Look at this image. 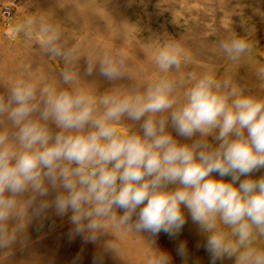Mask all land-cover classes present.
I'll list each match as a JSON object with an SVG mask.
<instances>
[{
	"label": "clouds",
	"instance_id": "obj_1",
	"mask_svg": "<svg viewBox=\"0 0 264 264\" xmlns=\"http://www.w3.org/2000/svg\"><path fill=\"white\" fill-rule=\"evenodd\" d=\"M250 31L219 41L232 64L251 56ZM6 35L63 66L59 83L25 71L0 93V250L25 246L33 218L54 208L68 215L70 236L107 234L119 256L120 241L142 237L146 264H172L154 238L178 237L189 217L210 264H264V175L255 176L264 170V63L252 69L261 91L214 70L185 72L192 54L173 37L151 51L155 74L141 82L126 50H82L47 14ZM94 73L111 86L94 87L85 79ZM176 254L187 264L186 242Z\"/></svg>",
	"mask_w": 264,
	"mask_h": 264
},
{
	"label": "rangeland",
	"instance_id": "obj_2",
	"mask_svg": "<svg viewBox=\"0 0 264 264\" xmlns=\"http://www.w3.org/2000/svg\"><path fill=\"white\" fill-rule=\"evenodd\" d=\"M8 5L14 8L10 24L28 15L47 14L82 50L90 45L109 51L123 48L128 53V68L134 80L147 82L153 78L151 51L163 40L183 36L193 57L185 72L214 70L218 76L230 75L261 91L252 69L257 63H264V0H0V93L12 78L25 71L59 83L63 66L59 60L41 55L38 46L27 44L22 35L8 38L9 24L3 16ZM248 30L254 44L252 54L234 65L219 49V41L233 32L244 35ZM80 67L83 73L84 59ZM85 79L97 81L94 87L100 91L111 86L95 73ZM119 83L131 81L124 78ZM3 126L0 124V128ZM260 175H264V170L255 173L256 177ZM71 228L68 215L61 217L54 208L48 209L29 224L25 246L18 243L12 252L0 250V264H94V260L95 264H146L148 247L136 234L120 241L119 256L106 248L111 238L107 234L96 242H87L79 235L70 236ZM142 235L150 238L147 233ZM154 239L156 248L171 255L172 264H182L176 254L181 241L186 242L189 251L187 264H210L209 254L202 246L205 238L190 217L178 237L170 239L160 233ZM257 243L264 247V239ZM217 264H234V258Z\"/></svg>",
	"mask_w": 264,
	"mask_h": 264
},
{
	"label": "built area",
	"instance_id": "obj_3",
	"mask_svg": "<svg viewBox=\"0 0 264 264\" xmlns=\"http://www.w3.org/2000/svg\"><path fill=\"white\" fill-rule=\"evenodd\" d=\"M13 7L12 6H10V5H8V6H6L4 9H3V16L5 17V23L7 22V24H9L10 25V21H11V19L13 18Z\"/></svg>",
	"mask_w": 264,
	"mask_h": 264
},
{
	"label": "crops",
	"instance_id": "obj_4",
	"mask_svg": "<svg viewBox=\"0 0 264 264\" xmlns=\"http://www.w3.org/2000/svg\"><path fill=\"white\" fill-rule=\"evenodd\" d=\"M11 1V0H10ZM17 16L14 17V20L16 19Z\"/></svg>",
	"mask_w": 264,
	"mask_h": 264
}]
</instances>
